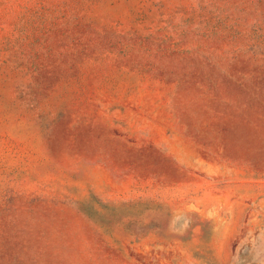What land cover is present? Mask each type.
I'll use <instances>...</instances> for the list:
<instances>
[{"label":"rangeland","instance_id":"obj_1","mask_svg":"<svg viewBox=\"0 0 264 264\" xmlns=\"http://www.w3.org/2000/svg\"><path fill=\"white\" fill-rule=\"evenodd\" d=\"M0 264H264V0H0Z\"/></svg>","mask_w":264,"mask_h":264}]
</instances>
